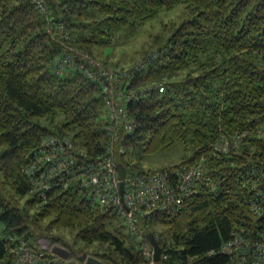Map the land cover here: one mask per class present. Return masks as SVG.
Masks as SVG:
<instances>
[{"label":"trees","instance_id":"trees-1","mask_svg":"<svg viewBox=\"0 0 264 264\" xmlns=\"http://www.w3.org/2000/svg\"><path fill=\"white\" fill-rule=\"evenodd\" d=\"M45 3L44 13L32 0H0V260L9 236L33 242L42 234L52 242L63 239L52 231L72 227L87 249L65 241L71 256L149 264L140 246L151 231L161 248L154 264H233L221 244L235 230L253 237L264 229L263 216L244 201L242 182L252 169L264 171L258 132L264 123V0ZM179 3L186 17L169 28L159 52L132 67L127 87L161 82L165 89L127 103L134 126L120 132L117 159L128 170H156L144 168V159L176 143L181 162L159 169L171 173L201 162L209 183H200L176 211L139 216V233L128 230L114 207L95 204L78 187L54 186L45 200L38 198L25 170L45 138L67 137L88 155L102 153L109 139L100 81L81 68L55 74L56 59L65 52L96 58L94 49L110 44L119 30ZM234 134L241 135L238 142ZM224 140L226 151L218 150ZM156 224L161 229L153 232Z\"/></svg>","mask_w":264,"mask_h":264},{"label":"built area","instance_id":"built-area-1","mask_svg":"<svg viewBox=\"0 0 264 264\" xmlns=\"http://www.w3.org/2000/svg\"><path fill=\"white\" fill-rule=\"evenodd\" d=\"M32 1L41 12H48L45 0ZM67 68H81L89 77L100 81L107 109L105 128L109 139L102 153L88 155L67 137L51 135L45 138L25 170L38 198L45 200V191L54 186L78 187L85 190L95 204L114 207L128 230L139 233V216L154 209L176 211L182 207L188 196L198 191L200 183L208 182L201 162L173 170L171 173L163 169L134 171L126 168L121 197L117 144L121 140L120 132H130L134 126L127 103L153 90L163 91L164 84L157 82L139 89L129 88L126 85L134 73V68L106 66L83 53L74 58L71 53L65 52L54 62L55 74H61ZM258 132L264 138V123ZM240 137L241 135L234 134L232 140L238 142ZM227 144L224 140L217 144V149L226 151ZM242 182L248 187L244 201L249 210L264 218V171L252 169ZM213 189L211 187L210 190ZM6 240V254L0 264H88L86 260H79V255L71 256L65 246L58 245L68 251L66 257L54 253L52 247L56 244L44 236L37 237L33 242L15 236H9ZM140 249L149 264H154L153 248L149 241H144ZM219 251L227 254L233 264H264V229H260L253 237L245 235L243 229L235 230L221 244Z\"/></svg>","mask_w":264,"mask_h":264},{"label":"rangeland","instance_id":"rangeland-1","mask_svg":"<svg viewBox=\"0 0 264 264\" xmlns=\"http://www.w3.org/2000/svg\"><path fill=\"white\" fill-rule=\"evenodd\" d=\"M187 14L188 11L184 3H179L171 8L161 9L153 17L144 20L142 23H137L136 25L119 30L113 36L110 44L96 47L94 49L96 58L88 54H83L101 63L105 61L108 65L113 67L124 69L132 68L139 63H143L144 60H146L145 58L151 54L159 52L161 43H163L168 36L169 28L180 23ZM182 153V146L175 143L170 148L145 158L143 166L144 168L158 170L159 168L176 165L181 162ZM28 196L30 195L22 196L21 200L24 201ZM153 229V232L159 231L161 226L156 224ZM52 234L63 238L61 240L58 238V240L52 241L51 243L53 244L65 246L70 250V248H68V243H73L75 248L79 251L84 248L87 249V246L76 237V228L64 227L60 230L52 231ZM41 236L44 235L41 234L38 237ZM94 243L95 242H92L90 246H93ZM80 254L81 253H78V255Z\"/></svg>","mask_w":264,"mask_h":264},{"label":"water","instance_id":"water-1","mask_svg":"<svg viewBox=\"0 0 264 264\" xmlns=\"http://www.w3.org/2000/svg\"><path fill=\"white\" fill-rule=\"evenodd\" d=\"M117 172H118V178H119V193L122 197L123 190H124V177L126 174V167L123 164L118 163L117 164ZM147 238L153 248V261H158L160 259L161 254V248L159 243L157 242L155 236L151 233H147ZM52 251L62 257H66L68 255V251L66 249H62L58 245H53ZM79 260H86L88 264H107L104 261H101L97 257L93 255H89L85 252L81 253L78 256Z\"/></svg>","mask_w":264,"mask_h":264}]
</instances>
